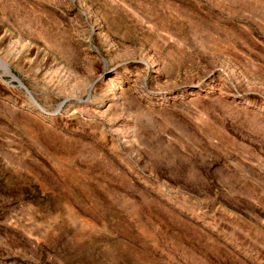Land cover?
<instances>
[{
  "label": "rangeland",
  "instance_id": "1",
  "mask_svg": "<svg viewBox=\"0 0 264 264\" xmlns=\"http://www.w3.org/2000/svg\"><path fill=\"white\" fill-rule=\"evenodd\" d=\"M3 64L0 264H264V0H0Z\"/></svg>",
  "mask_w": 264,
  "mask_h": 264
},
{
  "label": "water",
  "instance_id": "2",
  "mask_svg": "<svg viewBox=\"0 0 264 264\" xmlns=\"http://www.w3.org/2000/svg\"><path fill=\"white\" fill-rule=\"evenodd\" d=\"M3 68H4V72L5 74H7L10 78L9 80H5L3 79V74L0 73V78L6 82V83H9L10 81H16L17 82V85L20 87V88H23L25 90V92L27 93V95L29 96V98L31 99V101L33 103H35V105L40 109L37 101L35 100V98L33 97V95L31 94L30 90L23 84V82L10 70L9 66L7 64H3ZM94 83V82H93ZM92 83V84H93ZM92 84L90 85L89 89L92 87ZM62 104L63 102H60L56 108V111H59L60 108L62 107ZM43 110V109H41ZM44 111V110H43Z\"/></svg>",
  "mask_w": 264,
  "mask_h": 264
}]
</instances>
